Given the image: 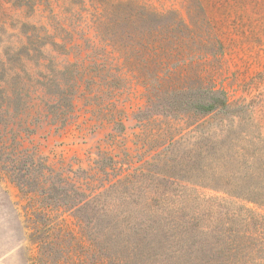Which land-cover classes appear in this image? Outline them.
Listing matches in <instances>:
<instances>
[{
    "label": "rangeland",
    "instance_id": "obj_1",
    "mask_svg": "<svg viewBox=\"0 0 264 264\" xmlns=\"http://www.w3.org/2000/svg\"><path fill=\"white\" fill-rule=\"evenodd\" d=\"M26 1L0 0V57L7 47L21 53L15 37L23 38L32 26L55 35L59 45V37L82 43L79 31L85 27L61 0H42L35 12L24 8ZM143 2L171 11L191 28L165 32V82L179 91L169 86L146 103L143 87L133 85L104 117L76 99L67 124H39L32 134H21L19 147L31 149L52 173L75 181L93 176L92 190L132 174L140 193L198 194L192 208L209 210L218 223L258 238L256 231L264 230V0ZM43 52L58 69L75 60L68 46L48 45ZM208 98L218 104L210 113L199 112L196 104ZM40 159L32 167L42 165ZM18 177L0 175V264H31L37 257L28 239L29 198L16 185Z\"/></svg>",
    "mask_w": 264,
    "mask_h": 264
},
{
    "label": "trees",
    "instance_id": "obj_2",
    "mask_svg": "<svg viewBox=\"0 0 264 264\" xmlns=\"http://www.w3.org/2000/svg\"><path fill=\"white\" fill-rule=\"evenodd\" d=\"M61 2L85 27L81 44L59 37V45L55 35L32 26L24 39L15 37L21 53L7 47L9 53L0 57V175L9 181L19 175L15 183L29 198L28 239L37 251L31 264H264V230L251 239L247 229L218 223L209 210L192 208L201 200L198 194L140 193L132 174L92 190L93 176L75 181L52 173L31 149L19 147L21 134H32L39 124H67L76 99L104 117L133 85L143 87L146 103L169 86L180 89L165 82V32L188 31L184 20L143 0ZM26 3L33 12L45 4ZM167 15L174 19L165 23ZM48 45L68 46L75 60L58 69L43 54ZM216 104L200 99L196 108L210 113ZM39 159L42 165L32 167Z\"/></svg>",
    "mask_w": 264,
    "mask_h": 264
}]
</instances>
